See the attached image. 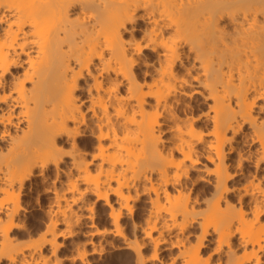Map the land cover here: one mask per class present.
Wrapping results in <instances>:
<instances>
[{"label": "bare ground", "instance_id": "bare-ground-1", "mask_svg": "<svg viewBox=\"0 0 264 264\" xmlns=\"http://www.w3.org/2000/svg\"><path fill=\"white\" fill-rule=\"evenodd\" d=\"M61 174L64 185L47 189L55 214L32 253L55 249L57 224L73 225L70 206L88 191L121 234L120 216L146 196L145 220L131 227L155 246L163 229L183 233L196 221L179 264H210L222 245L225 264H259L264 0H0L4 264L26 261L12 238L26 181ZM198 180L210 188L195 189Z\"/></svg>", "mask_w": 264, "mask_h": 264}, {"label": "rangeland", "instance_id": "rangeland-1", "mask_svg": "<svg viewBox=\"0 0 264 264\" xmlns=\"http://www.w3.org/2000/svg\"><path fill=\"white\" fill-rule=\"evenodd\" d=\"M137 23L139 24L137 33H139L147 24L142 19H139ZM141 34L142 31L137 36L140 37ZM140 55L142 56L143 54L141 53ZM205 108L199 106L197 112L205 110ZM81 139H87L90 142L92 140L86 136ZM67 147L68 143L65 141L63 148L66 150ZM67 159V157H64L61 166H67ZM247 164V166L251 167V163ZM192 174L193 176H198L197 171H193ZM64 178V174H61L60 181L54 182L48 178H33L30 181H26L25 186L21 190L20 215L23 224L20 229H14V236L12 237L14 238L13 246L22 248L25 255L26 261L21 264H179L180 257L176 256L177 249L181 248L182 243L188 245V243L194 242V236L199 229L196 221L191 223L188 228L189 231H183L184 234L179 232L178 228L170 230L165 228V230L161 231V235L158 236L159 232L153 230L151 237L155 235L159 238L161 237L156 246L153 245L154 243L150 237L144 235L140 230L134 231L131 226L135 222L138 225L145 220L144 215L148 206L146 196H142L140 200H135V206L131 213L125 211L127 213L120 216L119 224L122 227V234L117 233L109 215V207L103 204L101 200H96L94 194L86 191L83 192L81 198L70 206L71 210L69 213L72 214L73 225L57 224L55 249L49 248L46 244L40 250L32 253L34 244L41 240V233L45 227L44 222L55 214L48 211L49 208L51 210L54 209L53 203L55 201L52 198V193L47 191V189L53 186L60 189L64 185V181H62ZM196 185L195 189L204 188L207 184L200 181ZM86 186H90V184L81 183V187ZM206 188H210V186L208 187L207 185ZM110 196L114 198L113 195ZM58 215L61 216L60 214ZM261 219H264V215H261ZM132 221L134 222L133 224ZM134 232L135 235H133ZM212 235H206L205 245L200 249L204 257H207L211 252V246L214 244ZM236 236L232 235L230 241H234ZM128 240H134L138 243V251L135 250L137 249V244L134 246L135 248L131 247V245L127 247ZM153 248L157 253L155 258L151 257L154 252ZM225 250L226 246L222 245L215 250V253H211L210 264H225L227 260V252ZM236 250L238 251L239 248L236 247ZM218 261L219 263H217ZM250 262L248 261L247 263ZM4 263V259L0 261V264ZM259 264H264V254L262 252H260Z\"/></svg>", "mask_w": 264, "mask_h": 264}]
</instances>
